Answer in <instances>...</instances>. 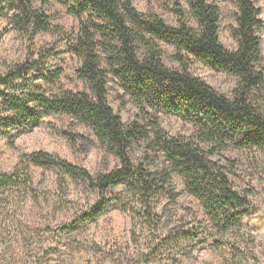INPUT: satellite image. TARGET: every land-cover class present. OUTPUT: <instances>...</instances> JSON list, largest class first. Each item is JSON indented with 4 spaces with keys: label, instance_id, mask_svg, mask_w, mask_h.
<instances>
[{
    "label": "trees",
    "instance_id": "trees-1",
    "mask_svg": "<svg viewBox=\"0 0 264 264\" xmlns=\"http://www.w3.org/2000/svg\"><path fill=\"white\" fill-rule=\"evenodd\" d=\"M61 1L79 19L78 29L67 46L81 60L77 72L88 89H45L49 83L56 84L60 76L45 72L41 59L28 57L5 75L0 74V135L11 131L20 135L34 130L46 116L67 115L90 129L120 165L95 178L68 160L40 150L23 155L26 161L20 172L0 175L1 186L19 187L22 178L25 184L30 182V165L89 182L100 200L75 224L108 212L111 207L104 202L105 194L122 179L128 190L141 198L175 199L171 183L173 175L179 174L186 191L201 201L212 222L223 231L240 228L257 209L249 191L233 189L225 167L214 157L228 149L264 150V110L255 98L264 88V57L258 36L262 20L254 1L235 0L238 12L233 36L237 46L233 50L221 43V10L208 0H188V11H177V26L167 24L157 14L140 12L132 0ZM9 13L10 22L31 39L37 32L52 30L45 11L36 8L32 0L0 1V16L9 17ZM187 14L193 23L187 21ZM162 44L175 49L172 58L179 68L165 64ZM191 61L236 76L238 83L232 97L193 75L189 69ZM35 70L36 77L32 75ZM111 77L141 111L146 124L125 123L115 113L108 101ZM10 84L13 93L1 89ZM161 112L190 122L193 133L168 134L159 123ZM135 143H144L146 154L153 152L156 158H163L161 165L135 166L130 157ZM127 211L138 214L129 208ZM179 236L183 240L189 238L184 233Z\"/></svg>",
    "mask_w": 264,
    "mask_h": 264
},
{
    "label": "rangeland",
    "instance_id": "rangeland-1",
    "mask_svg": "<svg viewBox=\"0 0 264 264\" xmlns=\"http://www.w3.org/2000/svg\"><path fill=\"white\" fill-rule=\"evenodd\" d=\"M45 1L44 6L43 0H32L36 8L45 11L52 30L37 32L34 39L10 22V13L9 17L0 16V74L5 75L16 64L34 57L41 59L45 72L60 76L56 84L49 83L45 89L86 90L88 86L77 72L81 60L67 46L78 29L79 19L68 12L61 0ZM253 1L262 20L258 36L264 57V0ZM132 2L140 12L157 14L171 26L179 24L178 9H189L188 0ZM208 2L221 10V43L235 49V0ZM187 21L194 22L189 14ZM162 48L165 64L179 68L172 58L175 49L165 44ZM189 69L216 91L232 97L238 83L236 76L196 61L189 63ZM36 71L32 73L34 77ZM1 89L13 93V84ZM255 98L264 110V88ZM108 101L123 122L146 124L141 111L112 77ZM158 118L170 135L193 133L192 124L180 116L161 112ZM40 150L68 160L95 178L120 165L90 129L67 115L53 114L44 117L43 123L30 132L0 135V175L20 172L26 161L23 155ZM146 150L144 143L133 145V164L149 168L161 165L163 158H156L153 152L146 154ZM214 160L225 167L234 190L251 193L249 198L257 211L246 217L240 228L223 231L212 222L201 201L186 191L179 174L173 175L171 183L175 199L141 198L130 192L122 179L105 194L104 202L111 207L108 212L95 220L74 224L99 202L98 191L80 178L30 165L31 181L27 184L25 178L19 187L0 184V264H264V150L228 149ZM128 208L138 214L132 215ZM180 233L187 235L188 240L180 239Z\"/></svg>",
    "mask_w": 264,
    "mask_h": 264
}]
</instances>
